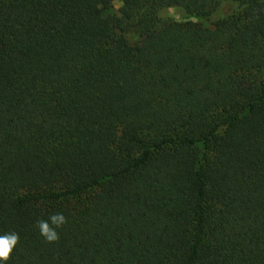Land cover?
I'll list each match as a JSON object with an SVG mask.
<instances>
[{
	"label": "trees",
	"instance_id": "trees-1",
	"mask_svg": "<svg viewBox=\"0 0 264 264\" xmlns=\"http://www.w3.org/2000/svg\"><path fill=\"white\" fill-rule=\"evenodd\" d=\"M114 1L0 0L7 264H264V0Z\"/></svg>",
	"mask_w": 264,
	"mask_h": 264
},
{
	"label": "clouds",
	"instance_id": "clouds-1",
	"mask_svg": "<svg viewBox=\"0 0 264 264\" xmlns=\"http://www.w3.org/2000/svg\"><path fill=\"white\" fill-rule=\"evenodd\" d=\"M66 223L67 218L63 213H54L48 220H37L36 227L46 243H56L60 238L58 229H61ZM19 240V234L16 232L0 235V264H7L12 258V253L19 244Z\"/></svg>",
	"mask_w": 264,
	"mask_h": 264
},
{
	"label": "rangeland",
	"instance_id": "rangeland-1",
	"mask_svg": "<svg viewBox=\"0 0 264 264\" xmlns=\"http://www.w3.org/2000/svg\"><path fill=\"white\" fill-rule=\"evenodd\" d=\"M122 2L120 0H116L113 2V10L117 13H119ZM162 16L168 17V18H177V19H184L186 16V13L182 10L179 0H172V3L170 7L162 12Z\"/></svg>",
	"mask_w": 264,
	"mask_h": 264
}]
</instances>
